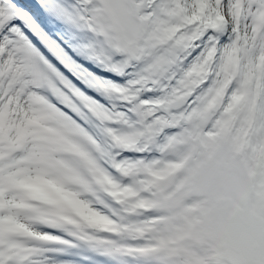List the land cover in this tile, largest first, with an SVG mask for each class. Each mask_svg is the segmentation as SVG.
Listing matches in <instances>:
<instances>
[{"label":"snow or ice","instance_id":"snow-or-ice-1","mask_svg":"<svg viewBox=\"0 0 264 264\" xmlns=\"http://www.w3.org/2000/svg\"><path fill=\"white\" fill-rule=\"evenodd\" d=\"M73 241L264 264V0H0V264Z\"/></svg>","mask_w":264,"mask_h":264},{"label":"rangeland","instance_id":"rangeland-1","mask_svg":"<svg viewBox=\"0 0 264 264\" xmlns=\"http://www.w3.org/2000/svg\"><path fill=\"white\" fill-rule=\"evenodd\" d=\"M131 155V154H126ZM42 231H50L49 229H41ZM57 235L63 236V233H55ZM65 239H72L71 237L64 236ZM78 246L75 248H69L66 250L65 246L61 245H50V247L64 248L63 253H47L53 261H66L68 264H83L79 260L86 261L85 264H117L116 261L108 260L104 257L98 256L95 253L88 250L87 246L79 241H73ZM127 264H137L135 261L128 260Z\"/></svg>","mask_w":264,"mask_h":264}]
</instances>
